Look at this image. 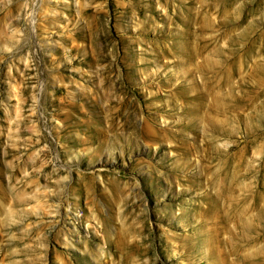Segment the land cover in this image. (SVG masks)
<instances>
[{
	"label": "rangeland",
	"instance_id": "374dc122",
	"mask_svg": "<svg viewBox=\"0 0 264 264\" xmlns=\"http://www.w3.org/2000/svg\"><path fill=\"white\" fill-rule=\"evenodd\" d=\"M0 264H264V0H0Z\"/></svg>",
	"mask_w": 264,
	"mask_h": 264
}]
</instances>
